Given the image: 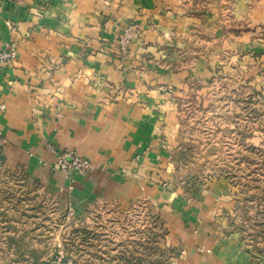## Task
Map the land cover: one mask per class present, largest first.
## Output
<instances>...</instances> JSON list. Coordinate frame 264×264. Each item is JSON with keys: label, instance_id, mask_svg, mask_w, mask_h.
<instances>
[{"label": "crops", "instance_id": "obj_1", "mask_svg": "<svg viewBox=\"0 0 264 264\" xmlns=\"http://www.w3.org/2000/svg\"><path fill=\"white\" fill-rule=\"evenodd\" d=\"M13 38L18 59L0 65V162L75 206L142 193L163 201L170 158L149 117L171 89H204L207 101L214 75L238 65L261 78L264 0H0V50ZM49 145L94 168L70 179ZM204 202L182 213L188 264H231L214 241L222 211Z\"/></svg>", "mask_w": 264, "mask_h": 264}, {"label": "rangeland", "instance_id": "obj_2", "mask_svg": "<svg viewBox=\"0 0 264 264\" xmlns=\"http://www.w3.org/2000/svg\"><path fill=\"white\" fill-rule=\"evenodd\" d=\"M233 69L214 75L207 101L204 89H171L149 117L170 158L159 183L168 200L142 193L75 206L0 162V264H188L182 213L204 201L222 211L211 220L218 252L264 264V69L260 79L248 62Z\"/></svg>", "mask_w": 264, "mask_h": 264}, {"label": "built area", "instance_id": "obj_3", "mask_svg": "<svg viewBox=\"0 0 264 264\" xmlns=\"http://www.w3.org/2000/svg\"><path fill=\"white\" fill-rule=\"evenodd\" d=\"M131 29L132 28H128L126 30L125 37L121 41L122 48L128 46L131 39L130 37L133 33ZM18 47V40L13 38L4 46V48L0 50V65L2 67L5 68L14 66L16 60L18 59ZM1 109L5 110V106H1ZM58 114H60V108ZM3 149L4 142L1 140L0 134V158L2 157ZM49 149H51L58 157L56 163L54 164L55 169L57 171L65 172L70 179H72L71 175L73 172H83L93 169V164L89 161V159L80 156L76 150L59 151L52 145H49Z\"/></svg>", "mask_w": 264, "mask_h": 264}]
</instances>
